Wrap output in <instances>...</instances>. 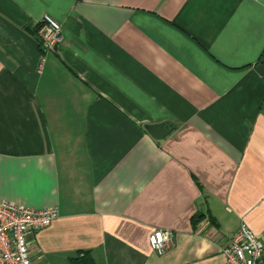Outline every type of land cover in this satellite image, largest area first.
Instances as JSON below:
<instances>
[{
  "label": "crops",
  "instance_id": "crops-1",
  "mask_svg": "<svg viewBox=\"0 0 264 264\" xmlns=\"http://www.w3.org/2000/svg\"><path fill=\"white\" fill-rule=\"evenodd\" d=\"M262 58L264 0H0V200L58 212L30 262L222 264L244 225L264 264Z\"/></svg>",
  "mask_w": 264,
  "mask_h": 264
},
{
  "label": "built area",
  "instance_id": "built-area-1",
  "mask_svg": "<svg viewBox=\"0 0 264 264\" xmlns=\"http://www.w3.org/2000/svg\"><path fill=\"white\" fill-rule=\"evenodd\" d=\"M35 35L39 47L37 70L44 62L45 54L54 50L62 41L60 26L44 15L36 26ZM58 216L55 207L33 210L0 200V264H32L28 257L26 237L48 227ZM148 246L157 256L172 246L167 230H153L148 236ZM222 264H261L263 247L244 225L220 249Z\"/></svg>",
  "mask_w": 264,
  "mask_h": 264
},
{
  "label": "water",
  "instance_id": "water-1",
  "mask_svg": "<svg viewBox=\"0 0 264 264\" xmlns=\"http://www.w3.org/2000/svg\"><path fill=\"white\" fill-rule=\"evenodd\" d=\"M256 72L264 77V64L255 66ZM143 129L154 140H160L170 133V129L163 123L144 125Z\"/></svg>",
  "mask_w": 264,
  "mask_h": 264
},
{
  "label": "trees",
  "instance_id": "trees-1",
  "mask_svg": "<svg viewBox=\"0 0 264 264\" xmlns=\"http://www.w3.org/2000/svg\"><path fill=\"white\" fill-rule=\"evenodd\" d=\"M260 63H262V64H264V58H262L261 60H260ZM202 218V216L201 215H195L193 218H192V220L194 219V220H199V219H201ZM193 220V221H194ZM89 255H88V252H79L78 254H77V256H76V261H74L73 263L74 264H84L83 262H84V259H86V257H88Z\"/></svg>",
  "mask_w": 264,
  "mask_h": 264
}]
</instances>
